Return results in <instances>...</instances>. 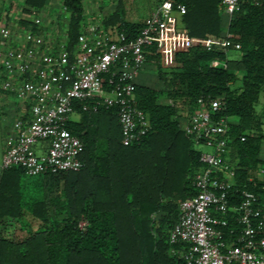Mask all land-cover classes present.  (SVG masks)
<instances>
[{
    "label": "trees",
    "instance_id": "obj_1",
    "mask_svg": "<svg viewBox=\"0 0 264 264\" xmlns=\"http://www.w3.org/2000/svg\"><path fill=\"white\" fill-rule=\"evenodd\" d=\"M220 2L182 0L186 11L178 15L177 26L190 37L227 38L239 50L192 48L175 54L174 68H164L152 50L146 64L155 67L161 87L133 83L135 106L150 126L142 142L122 146L116 108L82 112L77 107L79 120L69 119L67 129L84 146L78 172L33 178L19 167L2 171L0 264H185L181 252L186 246L171 245L169 232L178 221V202L197 193L192 183L202 165L183 126L194 112L207 108L209 99L221 98L218 116L237 124L229 131L226 157L235 163L223 229L227 242L239 228L234 210L241 192L254 193L263 206L264 183L257 173L264 141V7L241 1L223 26ZM46 4L24 0L23 13L30 16ZM62 6L73 46L84 23L83 3L62 0ZM102 23L116 25L112 32L124 33L128 40L142 28V22H127L119 11ZM21 25L35 30L31 23ZM231 51L239 57L229 59Z\"/></svg>",
    "mask_w": 264,
    "mask_h": 264
},
{
    "label": "built area",
    "instance_id": "obj_2",
    "mask_svg": "<svg viewBox=\"0 0 264 264\" xmlns=\"http://www.w3.org/2000/svg\"><path fill=\"white\" fill-rule=\"evenodd\" d=\"M181 1L160 0L133 40L105 29L97 20L82 27L70 46L68 26L48 34L39 11L27 16L35 30H25L18 45L11 44L12 32L4 27L0 31V91L14 96L26 114L7 129L2 169L19 167L28 177L78 172L83 167L84 146L67 129L77 107L82 112L116 108L122 146L142 142L150 126L135 106L133 83L152 50L163 65L175 61L176 53L192 48L215 53L240 48L227 38L190 37L178 30L173 15L185 13ZM241 1L245 0H221L220 10L228 21ZM250 1L264 7V0ZM206 105L183 126L193 145L208 152L199 151L202 169L192 183L197 193L178 202L179 217L169 232V243L186 246L181 252L185 264H264V206L254 193L241 192L234 210L237 234L232 242L224 237L228 192L235 174V163L226 158L228 136L237 124L231 117L218 116L221 98L209 99ZM85 225L80 222L79 227Z\"/></svg>",
    "mask_w": 264,
    "mask_h": 264
},
{
    "label": "crops",
    "instance_id": "obj_3",
    "mask_svg": "<svg viewBox=\"0 0 264 264\" xmlns=\"http://www.w3.org/2000/svg\"><path fill=\"white\" fill-rule=\"evenodd\" d=\"M12 1V0H9ZM53 1V2H51ZM58 1V3L56 2ZM98 0H82L83 7H84V23L82 27H85L89 25L90 23H93L94 21L102 20L104 18H107L111 15H113L115 12L119 11L121 12L123 19L127 22H142L155 10L157 6V0H155V3H140L138 4L136 0H101L100 4L101 6L96 7L94 3H96ZM22 2V8L15 9V15H13L14 18H17L18 21H15L13 18L12 20H9L8 12L2 13L0 10V31L6 27L11 30L12 32V45H18L21 41V35L22 33L27 30L25 27L21 25V22H28L31 23V20L27 18V16L23 13V6H24V0ZM93 3V4H92ZM99 2H97L98 4ZM117 3V5H115ZM124 3V6H123ZM59 4L62 6V0H47L46 6L40 10L41 14V20H42V28L48 33L53 35L57 32V30L61 31L64 28H67L68 23H65L64 26L61 21V14L60 13H54V8ZM91 4V5H90ZM95 7V10H92L91 8ZM98 10V11H97ZM218 10L220 12L221 16V22L223 26H226L228 19L226 15L220 10V6H218ZM93 12H99L102 15L101 19H98L94 17ZM52 13L54 14V19L51 17ZM97 14V13H95ZM3 18V19H2ZM47 18L48 20H45ZM53 19V20H52ZM178 15H173V20L176 28L180 31H183L177 26V20ZM11 21V22H10ZM104 26V25H103ZM115 26H108L105 27V29L112 31ZM184 32V31H183ZM155 71V67L149 64H145L144 67L140 70L141 71ZM139 79L140 74L137 76ZM27 107V106H26ZM260 110V108H258ZM26 114V110L23 104H21L14 96L0 91V177L2 174V157L4 152V138L7 132L8 127L11 125V123L21 115ZM74 117L75 119H73ZM71 120L78 121L79 116L77 114L71 116ZM259 160L261 162L260 168L257 173V179L259 182L264 183V141L261 143L260 147V153H259ZM263 206H264V200H263ZM30 219V218H26ZM30 222V221H29ZM35 222V221H34ZM9 224H12L13 226H17L18 223L16 221H10ZM17 229V228H16ZM11 230V228L9 229ZM16 233L8 234V236L15 237L17 236ZM6 235V234H5Z\"/></svg>",
    "mask_w": 264,
    "mask_h": 264
},
{
    "label": "rangeland",
    "instance_id": "obj_4",
    "mask_svg": "<svg viewBox=\"0 0 264 264\" xmlns=\"http://www.w3.org/2000/svg\"><path fill=\"white\" fill-rule=\"evenodd\" d=\"M21 1L22 0H12V1L0 0L1 15H3L2 13H4V12H8V15H9L8 18H9V20H12L14 18L13 15H15V9H19L20 10L22 8V2ZM100 1L101 0H98L97 2H99V3L97 4V2H96V3H94V5L96 7L101 6V4H100L101 2ZM136 1H137L138 4L143 3V2H145V3H147V2L148 3L149 2L150 3H155L156 2L155 0H136ZM51 2H53V1H51ZM56 2L58 3V1H56ZM56 5H57L56 7H52V8H54V10H53L54 13H60L61 14L62 23H64V22L68 23V14H67V12H64L63 6H60L59 4H56ZM115 5H117V3H115ZM123 6H124V3H123ZM13 7L15 8L14 10L12 9ZM91 9L96 11L97 8L95 9V7L93 6V8H91ZM95 13H97V14H95ZM93 14H94L93 16L98 18V19L102 18V15L99 12H93ZM53 15L54 14L52 13L51 17H53V19H54ZM14 19H15V21H18L17 18H14ZM45 20H48V19L45 18ZM65 23L63 24L64 26L66 25ZM238 57H239V54L237 52H235V51H231V52L228 53V58L229 59H237ZM162 66L164 68H174V67H177V64H176L175 61H172V62L164 61ZM139 74H140V78L136 79L135 82L144 83L146 85H150V86H154V87H161V84H160V82H159V80H158V78L156 76V72L155 71H147L146 70V71L139 72ZM160 102L161 103H166V100H161ZM72 118L75 119L74 117H72ZM193 148L196 151L208 152V150L203 148V147H198V146H194L193 145ZM33 178H35V177H33Z\"/></svg>",
    "mask_w": 264,
    "mask_h": 264
}]
</instances>
